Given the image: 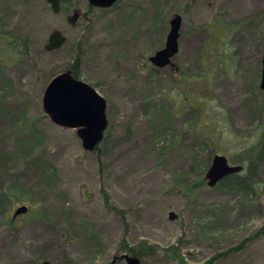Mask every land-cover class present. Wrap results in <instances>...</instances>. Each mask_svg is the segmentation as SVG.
I'll use <instances>...</instances> for the list:
<instances>
[{"label": "rangeland", "instance_id": "obj_1", "mask_svg": "<svg viewBox=\"0 0 264 264\" xmlns=\"http://www.w3.org/2000/svg\"><path fill=\"white\" fill-rule=\"evenodd\" d=\"M64 7L0 0V264H264V163L244 164L250 191L205 180L214 155L235 165L264 138V0ZM174 15L180 52L159 69ZM54 30L67 42L47 52ZM71 67L108 102L91 153L43 110Z\"/></svg>", "mask_w": 264, "mask_h": 264}, {"label": "water", "instance_id": "obj_2", "mask_svg": "<svg viewBox=\"0 0 264 264\" xmlns=\"http://www.w3.org/2000/svg\"><path fill=\"white\" fill-rule=\"evenodd\" d=\"M51 10L56 14H62V0H46ZM120 0H89L92 8L107 9L117 4ZM81 17V13L75 11L67 18L70 25L75 26ZM183 18L174 15L170 21V32L166 38L165 47L157 51L150 62L159 69H164L172 64V60L180 52L179 37ZM67 42V36L59 30H54L49 36L45 50L53 52L60 50ZM262 75L260 89L264 92V55L262 62ZM43 96V110L52 122L65 129L77 130L78 137L83 143L87 152H92L102 144L106 130L109 126L107 120V99L98 90L76 78L72 73L65 72L58 74L48 84ZM244 167L232 164L226 156L214 155L213 162L205 175V180L211 189L217 187L224 179L244 172ZM14 219L18 216L27 215L28 206H21L15 211ZM170 220H176L178 216L174 212L169 214ZM122 259L127 264H143L137 257L124 255ZM41 264H51L48 261Z\"/></svg>", "mask_w": 264, "mask_h": 264}, {"label": "trees", "instance_id": "obj_3", "mask_svg": "<svg viewBox=\"0 0 264 264\" xmlns=\"http://www.w3.org/2000/svg\"><path fill=\"white\" fill-rule=\"evenodd\" d=\"M62 1H63V3H62V12H63V9L65 8L64 5L67 2V0H62ZM26 53H27V51L22 52L23 55ZM26 55H28V53ZM77 62H78V60H76V63ZM73 66L76 67L74 64H73ZM70 72L72 73V75L74 77L82 79L81 76H79L77 70L75 71L74 68L71 67ZM28 124L29 123L27 120L26 126ZM246 153H247V156H245V159L237 162L238 165H242L244 167V164L247 163L248 164L247 167L250 168L254 164L257 165V163L258 164L264 163V138L256 149L248 150ZM217 187L227 188L228 190H236V189L243 190V191L252 190V184H250V182L247 180V177H245L243 175V173L235 174L233 176H230V177L224 179V182L220 183ZM3 196H4V198L7 197L4 194H3ZM9 196H8L9 200L14 203L15 201H14L13 197H17V193H15V192L10 193ZM11 196H12V198H11ZM1 198H2V194L0 192V199Z\"/></svg>", "mask_w": 264, "mask_h": 264}, {"label": "flooded vegetation", "instance_id": "obj_4", "mask_svg": "<svg viewBox=\"0 0 264 264\" xmlns=\"http://www.w3.org/2000/svg\"><path fill=\"white\" fill-rule=\"evenodd\" d=\"M80 18H82V17H80Z\"/></svg>", "mask_w": 264, "mask_h": 264}]
</instances>
